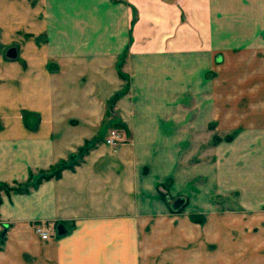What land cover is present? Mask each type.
<instances>
[{"label": "crops", "instance_id": "0c3cea01", "mask_svg": "<svg viewBox=\"0 0 264 264\" xmlns=\"http://www.w3.org/2000/svg\"><path fill=\"white\" fill-rule=\"evenodd\" d=\"M2 16L12 24L0 37V184L13 188L95 147L59 179L28 193L0 190V264H134L148 218L132 214L158 200L162 208L158 191L168 180V198L183 204L235 194L255 240L236 264L261 255L264 232L255 231L264 223L253 216L264 208V167L254 161L264 121L224 122L249 97L242 84L230 102L224 76L231 65L247 81L264 76L239 73L264 66V0H0V34L9 30ZM215 64L219 90L209 76ZM213 122L247 131L218 147L203 173L180 171L197 131ZM114 124L127 139L117 149L103 143ZM199 179L210 186L196 189ZM38 225L51 240L39 238Z\"/></svg>", "mask_w": 264, "mask_h": 264}, {"label": "rangeland", "instance_id": "374dc122", "mask_svg": "<svg viewBox=\"0 0 264 264\" xmlns=\"http://www.w3.org/2000/svg\"><path fill=\"white\" fill-rule=\"evenodd\" d=\"M2 21L5 22V26L9 29L12 24L10 19L2 16ZM10 30L11 29L5 33L3 32L4 34H0V37L5 35L11 36ZM21 31H19L20 35H28V33ZM44 40L45 37H42L40 41ZM15 43L16 42H9L7 46ZM214 67L218 68L219 65H213V69L209 76L212 78L213 88L219 90L221 87L223 88V86L220 85L221 76H219L220 73H218L220 70ZM221 67L222 65L220 68ZM235 71L236 66H228V71L226 72L229 73V76H224V78L227 79L225 83L226 87L224 88L228 89V100L231 102V100L236 99V96H234V94L236 95L235 90L242 88V84L245 94H249V97L243 99V112H241V110L234 111L232 108L234 105L229 104V109L231 107L233 113L232 115L227 114L228 118L225 119V117L224 122H228L229 124H234L237 120H244L245 124H247L248 121L249 123L252 121L253 123H258V121L260 123L261 121L263 122L264 76H250L247 81L245 80L247 76H235ZM241 71L251 75L259 71L264 72V66H254L249 70L248 66H243L239 71L240 74L242 73ZM251 94H254V96H250ZM257 100L260 101V107H257L258 109L253 107L255 103L252 102ZM210 125L211 126L208 128L197 131V138H200V141L197 139V144L194 146L196 151L193 155V153L190 152L191 150H185L180 163V171L190 169V171L199 172V170L202 171L205 167L208 168L207 164H215L218 157V155H216L217 148L233 143L236 138L242 136L243 133L247 131L246 129L221 128L219 127L220 125L216 126L214 122ZM113 130H116L122 138L117 146H110L106 143L107 137H109ZM107 137L103 143L112 148L117 149L120 145L127 143L124 130L120 129L119 126L115 124L110 127ZM93 147H95V145L88 147L79 158L78 162L84 159L86 156L85 153L89 152ZM255 149H259V153L256 155L254 162H259L257 167L259 166L258 168L261 171L264 167V142H262L259 148ZM66 162L69 163L70 160H66ZM71 163L72 162L69 164ZM201 173H203V171ZM33 174V180H35V176H37L39 172ZM210 178L212 179L210 182L213 192L214 175L211 174V177H209L207 181H209ZM261 178L263 179V177ZM207 181L204 183L199 179L195 182L196 189H203L205 186L209 187L210 183H207ZM170 183L172 182L168 180L162 185L166 194H161L160 190L158 191L159 196L163 200L162 208L160 207L161 202L158 200V204L155 206L156 208H149L148 210L142 211L133 210V219L148 218L146 238H141V243L139 242L142 252L141 255H137L134 264H236L235 257L238 255L241 256V253L251 248L250 244L255 241L252 240L253 231L251 227V217L245 213L247 211L246 209L239 207L237 201L235 202L237 199L236 195L222 193H217V195H215L213 192L211 194V199L203 198V196L199 195L198 200L194 198V202L190 201L189 204L186 203L182 208L181 206L184 203V199L177 201L172 200L170 201L171 208H169L166 204V198L168 196L170 197L169 192H171L172 185ZM149 200L153 201L150 196ZM186 201L189 202L188 199ZM258 211V215L253 217L262 220L264 223V208ZM242 217L245 219L248 218L247 221L241 222ZM155 218L162 219V222L153 221ZM242 231L245 233L244 236ZM257 232H264V224L257 228L255 233L257 234ZM247 234L250 235L247 236ZM258 241L259 246H263L260 250L261 255L250 257L238 264H264V238L261 236ZM144 249H146V251H144Z\"/></svg>", "mask_w": 264, "mask_h": 264}, {"label": "trees", "instance_id": "16d2710c", "mask_svg": "<svg viewBox=\"0 0 264 264\" xmlns=\"http://www.w3.org/2000/svg\"><path fill=\"white\" fill-rule=\"evenodd\" d=\"M124 75L121 74V77H123ZM128 91V85H126L123 90L119 93H117L115 95V97L112 98V100L110 101L111 102V105H114L116 103V100H118L121 96H123L124 94H126ZM116 126H119L120 129H124V127L122 125H118L116 124ZM92 145L91 144H86L83 148H81L79 151H77L78 153L71 156L69 158L70 162H72L71 164H69L68 162L65 161H61L60 163H57V165L51 167L49 170L47 171H41L39 172V174L37 176H35V180H33V176L34 174L33 173H30L29 177H28V180L27 182L25 183H15V187L13 188H10L7 184H0V190H3V191H7L8 193L10 191H13L15 193H28L30 191V189H34L36 188L37 186H39L42 182L44 181H47V180H51V179H59L62 175V172L64 170H67V169H70V170H74L76 166L79 165V163H81V160L80 162H78L79 158L83 155V153L85 152V150L88 149V147H91ZM88 152L85 153V155H87ZM68 160V161H69ZM159 190L161 192V194H166L164 192V189H163V186H160L159 187ZM0 202H1V199H0ZM166 202L168 205H170V198H166ZM186 204H183L181 206L184 207ZM3 240L0 239V248L3 246Z\"/></svg>", "mask_w": 264, "mask_h": 264}, {"label": "built area", "instance_id": "2783aa9c", "mask_svg": "<svg viewBox=\"0 0 264 264\" xmlns=\"http://www.w3.org/2000/svg\"><path fill=\"white\" fill-rule=\"evenodd\" d=\"M122 140L121 135L113 130L109 137H107L106 143L110 146H117L118 142ZM35 233L38 234L43 241H49L52 239V232L44 225H38L35 227Z\"/></svg>", "mask_w": 264, "mask_h": 264}, {"label": "water", "instance_id": "95a60500", "mask_svg": "<svg viewBox=\"0 0 264 264\" xmlns=\"http://www.w3.org/2000/svg\"><path fill=\"white\" fill-rule=\"evenodd\" d=\"M8 57H10V58H16V55H17V52H16V50L15 49H10L9 51H8ZM57 231H58V233H59V235H63V234H65L66 233V230H65V227L64 226H60L59 225V227L57 228Z\"/></svg>", "mask_w": 264, "mask_h": 264}]
</instances>
